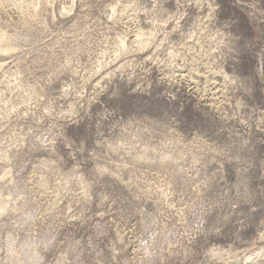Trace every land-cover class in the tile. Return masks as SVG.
Segmentation results:
<instances>
[{"label": "rangeland", "instance_id": "rangeland-1", "mask_svg": "<svg viewBox=\"0 0 264 264\" xmlns=\"http://www.w3.org/2000/svg\"><path fill=\"white\" fill-rule=\"evenodd\" d=\"M0 264H264V0H0Z\"/></svg>", "mask_w": 264, "mask_h": 264}, {"label": "bare ground", "instance_id": "bare-ground-1", "mask_svg": "<svg viewBox=\"0 0 264 264\" xmlns=\"http://www.w3.org/2000/svg\"><path fill=\"white\" fill-rule=\"evenodd\" d=\"M38 20V19H37ZM135 52V51H134ZM181 78H182V76H181ZM211 90V89H210ZM212 93V92H211ZM213 96V95H212Z\"/></svg>", "mask_w": 264, "mask_h": 264}]
</instances>
